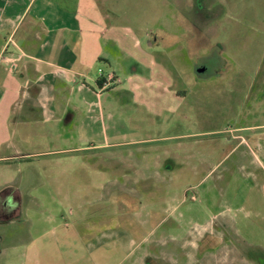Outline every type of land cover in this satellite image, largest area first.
Returning <instances> with one entry per match:
<instances>
[{
	"label": "rangeland",
	"instance_id": "obj_1",
	"mask_svg": "<svg viewBox=\"0 0 264 264\" xmlns=\"http://www.w3.org/2000/svg\"><path fill=\"white\" fill-rule=\"evenodd\" d=\"M115 2L105 6L125 11L118 36L143 48L151 41V54L173 41L174 55L188 40L207 53L231 34L240 56L248 25L264 22V0ZM214 27L218 36L210 32ZM190 49L193 74L200 63ZM227 74L203 75L183 105L158 97L155 105H136L125 97V106H105L116 94L102 92L99 129L106 126L108 144L87 143L86 151L60 156L57 174L39 176L48 185L39 216L53 217L60 240L59 253L46 264H264V205L227 139L235 121L244 120L245 111L232 107L244 95H229ZM65 232L78 237L68 240ZM0 258L21 263L19 254Z\"/></svg>",
	"mask_w": 264,
	"mask_h": 264
},
{
	"label": "crops",
	"instance_id": "obj_2",
	"mask_svg": "<svg viewBox=\"0 0 264 264\" xmlns=\"http://www.w3.org/2000/svg\"><path fill=\"white\" fill-rule=\"evenodd\" d=\"M124 15L122 8L106 7L105 0H0V257L19 254L20 264L24 259L46 264L59 253L53 217L39 216L48 188L39 176L57 174L62 155L108 144L106 126L99 129L102 92L108 90L116 95L106 97L105 106H125V97L136 105H155L157 97L160 103L183 105L203 75L228 73L229 95H244L243 104L235 100L232 107L245 115L228 129L227 139L235 142L236 164L264 205V22L248 25L240 56L231 34L211 52L203 53L202 43L188 40L174 55L173 41L152 55L147 50L154 46L151 41L143 48L118 36ZM218 31L210 30L217 36ZM188 47L200 63L193 74L187 67ZM99 71L113 75L116 83L103 90ZM94 142L98 145L85 146ZM45 223L51 230L45 231Z\"/></svg>",
	"mask_w": 264,
	"mask_h": 264
},
{
	"label": "built area",
	"instance_id": "obj_3",
	"mask_svg": "<svg viewBox=\"0 0 264 264\" xmlns=\"http://www.w3.org/2000/svg\"><path fill=\"white\" fill-rule=\"evenodd\" d=\"M98 79L101 81V88L107 90L116 83V79L111 74L104 75L102 71L98 73Z\"/></svg>",
	"mask_w": 264,
	"mask_h": 264
}]
</instances>
